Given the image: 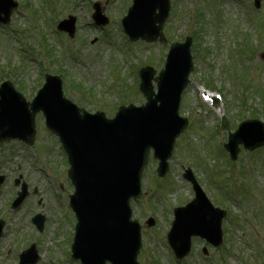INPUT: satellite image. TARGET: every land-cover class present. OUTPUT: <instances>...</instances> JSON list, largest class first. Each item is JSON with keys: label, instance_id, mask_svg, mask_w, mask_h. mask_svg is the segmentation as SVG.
Instances as JSON below:
<instances>
[{"label": "rangeland", "instance_id": "1", "mask_svg": "<svg viewBox=\"0 0 264 264\" xmlns=\"http://www.w3.org/2000/svg\"><path fill=\"white\" fill-rule=\"evenodd\" d=\"M15 1L19 6L9 26H0V84L11 82L30 101L46 74L57 75L67 99L87 112L101 111L107 118L113 117L119 106L145 102L137 91L134 68L149 63L158 73L169 45L182 42L191 32L197 34L200 49L194 52L193 39V71L179 106V115L188 120V127L176 140L163 181L156 180L157 161L149 156L142 175L144 195L132 204L133 218L141 225L138 262L178 264L165 235L172 207L193 197L181 178L182 167H189L209 201L226 210L227 217L222 224L223 246L213 250L194 240L191 255L180 264H215L220 260L225 264H264V148L254 153L241 151L234 163L226 153L223 156L220 150L226 134L218 129V116L198 90L204 87L220 94L232 131L246 119L264 124V0H260L259 10L253 8V0H170L163 27L166 43L145 46L129 43L119 23L132 0ZM94 2L101 4L110 20L102 29L91 22ZM68 15L76 18L73 40L55 30ZM243 43L250 49L245 52L247 58L240 56ZM207 81L212 89L206 87ZM35 127L31 147L20 142L0 144V175L5 176L0 188V219L5 222L0 264H18L16 258L32 244L38 249V264H76L71 260L75 221L67 203L73 191L66 177L67 160L58 140L45 132L41 115H37ZM18 175L23 176L30 193L33 188L38 193L30 194L13 212L10 204L18 190L13 180ZM36 213L46 217L39 237L31 223ZM149 217L155 219L152 228L145 226ZM57 219L59 237L52 249L48 244ZM224 246L226 250L221 252ZM203 247L207 256L202 255Z\"/></svg>", "mask_w": 264, "mask_h": 264}, {"label": "water", "instance_id": "2", "mask_svg": "<svg viewBox=\"0 0 264 264\" xmlns=\"http://www.w3.org/2000/svg\"><path fill=\"white\" fill-rule=\"evenodd\" d=\"M133 2L128 16L122 21L125 33L131 41H156L168 15L169 0ZM255 5L259 6V0ZM16 6L11 0H0V23L9 22ZM94 20L101 24L99 10ZM72 22L62 23L59 29L72 36ZM106 23L104 20L102 24ZM189 44L187 41L185 46L175 45L171 49L166 70L155 79L157 96L151 86L153 71L145 69L140 72V90L148 101L147 105L141 109H120L113 121L105 120L100 114H80L61 98L60 82L55 78H46V85L30 105L14 93L9 83L0 88V142L19 139L32 144L34 117L42 111L47 128L63 144L71 167L68 176L75 187L70 206L78 221L73 259L82 264H137L140 229L130 220L128 205L131 198L140 197V175L149 149L154 150V157L160 162L157 173L163 177L174 140L186 127V121L178 118L177 110L180 93L191 71ZM239 145L250 151L264 146V125L247 121L235 134L229 133L225 148L232 160L237 157ZM184 178L192 183L196 197L186 208L174 212L175 220L167 235L178 260L189 254L192 237H201L219 247L222 243L221 222L225 216L205 200L189 171ZM2 181L0 178V184ZM22 190L14 208L26 196L24 185ZM33 222L42 228V218L38 216ZM1 231L2 223L0 237ZM37 260L32 247L22 254L20 264H36Z\"/></svg>", "mask_w": 264, "mask_h": 264}]
</instances>
